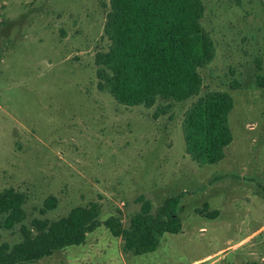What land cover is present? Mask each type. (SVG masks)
<instances>
[{
    "label": "rangeland",
    "instance_id": "374dc122",
    "mask_svg": "<svg viewBox=\"0 0 264 264\" xmlns=\"http://www.w3.org/2000/svg\"><path fill=\"white\" fill-rule=\"evenodd\" d=\"M204 7L216 53L200 69L201 93L147 108L99 86L110 0H0V191L26 194L25 223L97 202L102 221L120 211L128 226L141 195L154 211L182 195L181 232L165 233L151 253L125 252L103 225L83 244L27 264H264V0ZM215 90L234 98L233 141L222 161L201 166L186 152L182 122ZM50 197L56 207L42 211ZM0 239L21 241L19 227L0 229Z\"/></svg>",
    "mask_w": 264,
    "mask_h": 264
},
{
    "label": "trees",
    "instance_id": "16d2710c",
    "mask_svg": "<svg viewBox=\"0 0 264 264\" xmlns=\"http://www.w3.org/2000/svg\"><path fill=\"white\" fill-rule=\"evenodd\" d=\"M204 10V0H110L105 23L110 45L96 54L100 88L122 105L147 108L159 99L182 102L198 96L203 88L200 69L216 53L215 42L201 23ZM234 104L230 93L215 90L186 110L182 122L186 152L199 165L225 158L233 141L229 115ZM169 107L162 108V113ZM181 197L166 198L154 211L152 201L141 195L140 210L128 226L120 211L102 221L97 202L74 207L57 220L34 218L27 224L26 194L6 188L0 191V229L19 227L22 240L10 244L0 239V264L37 262L57 250L83 244L89 233L103 225L123 240L125 252L151 253L165 233L181 232ZM45 205L42 211L55 208L56 199L48 198Z\"/></svg>",
    "mask_w": 264,
    "mask_h": 264
},
{
    "label": "crops",
    "instance_id": "0c3cea01",
    "mask_svg": "<svg viewBox=\"0 0 264 264\" xmlns=\"http://www.w3.org/2000/svg\"><path fill=\"white\" fill-rule=\"evenodd\" d=\"M257 232V231H256ZM256 232L252 233L251 235L247 236L246 238H244L241 242L236 243L235 245H232V247L234 248L235 246H237L238 244H241L242 242L248 240L250 237H252ZM222 252V251H221ZM223 254V253H222Z\"/></svg>",
    "mask_w": 264,
    "mask_h": 264
}]
</instances>
